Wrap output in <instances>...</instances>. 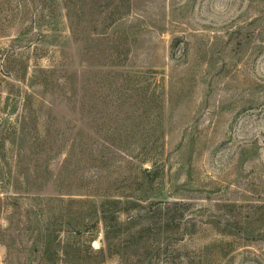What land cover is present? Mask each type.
Here are the masks:
<instances>
[{"label":"rangeland","instance_id":"374dc122","mask_svg":"<svg viewBox=\"0 0 264 264\" xmlns=\"http://www.w3.org/2000/svg\"><path fill=\"white\" fill-rule=\"evenodd\" d=\"M0 264H264V0H0Z\"/></svg>","mask_w":264,"mask_h":264},{"label":"trees","instance_id":"16d2710c","mask_svg":"<svg viewBox=\"0 0 264 264\" xmlns=\"http://www.w3.org/2000/svg\"><path fill=\"white\" fill-rule=\"evenodd\" d=\"M68 235H69V236H73V235H74V236H77V239L80 238V237H79V236H80V232H77V231H76V232H68ZM56 238H57V237H56ZM53 240H55V236H53ZM75 243H76V241H75ZM58 246H59V244L57 245V247H58ZM70 246H71V245H70L69 243H67L66 246H64V247H66V248L68 249V248H70ZM48 247H49V245H48ZM71 247H72V246H71ZM101 252H102V251H100L99 253H101Z\"/></svg>","mask_w":264,"mask_h":264}]
</instances>
